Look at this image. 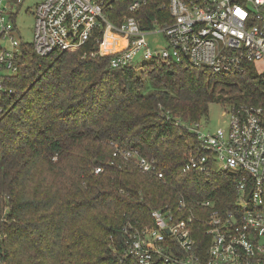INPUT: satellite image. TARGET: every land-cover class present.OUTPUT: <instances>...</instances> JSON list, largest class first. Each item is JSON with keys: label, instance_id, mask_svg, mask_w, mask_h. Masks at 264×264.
<instances>
[{"label": "trees", "instance_id": "obj_1", "mask_svg": "<svg viewBox=\"0 0 264 264\" xmlns=\"http://www.w3.org/2000/svg\"><path fill=\"white\" fill-rule=\"evenodd\" d=\"M133 1L111 0L110 21L120 23ZM167 2L147 0L134 15L151 29L170 19L161 8ZM97 35L83 48L47 56L23 43L19 70L5 81L0 264H138L125 255L126 230L153 225L154 209L199 218L211 210L202 202L221 211L234 206L232 173L183 171L197 142L184 124L207 117L212 103L264 108L254 68L219 76L175 61L114 68L112 55L94 54ZM111 143L155 156L164 179L114 157ZM193 227L202 247L206 225L198 219Z\"/></svg>", "mask_w": 264, "mask_h": 264}, {"label": "built area", "instance_id": "obj_2", "mask_svg": "<svg viewBox=\"0 0 264 264\" xmlns=\"http://www.w3.org/2000/svg\"><path fill=\"white\" fill-rule=\"evenodd\" d=\"M24 0H0V95L5 81L21 65L17 17ZM111 0H44L35 10L32 48L37 55L83 48L94 34L98 51L112 55L114 68L140 67L151 60L175 61L205 67L213 76L243 74L253 67L264 92V0H168L170 19L143 28L134 15L147 0H134L118 24L110 21ZM160 32L167 47L153 49L147 35ZM123 38L125 45L103 51L107 34ZM115 44L113 43V46ZM86 53L83 54V57ZM229 120L209 129L203 120L184 124L196 136L186 154L184 172L192 169L211 175L228 171L235 176L233 208L224 211L214 202L208 217H177L170 208L154 209L153 225L134 227L126 240L125 255L138 264H264V108L257 104H224ZM114 157L137 165L145 173L164 179L155 156L139 148L114 143ZM102 171L97 167L95 173ZM181 207H185L182 202ZM206 225L202 247L194 237V222ZM169 230V232H168ZM1 236V235H0Z\"/></svg>", "mask_w": 264, "mask_h": 264}, {"label": "rangeland", "instance_id": "obj_3", "mask_svg": "<svg viewBox=\"0 0 264 264\" xmlns=\"http://www.w3.org/2000/svg\"><path fill=\"white\" fill-rule=\"evenodd\" d=\"M43 1L44 0H24L22 7L19 10L16 22L17 32L18 36L24 41V43L32 44L33 42L35 28L34 13L37 5ZM147 40L150 46L157 50H162L168 45L165 35L160 32L150 33L147 35ZM201 120H203L211 130L225 126L229 120L228 108L220 103H212L210 105L208 116Z\"/></svg>", "mask_w": 264, "mask_h": 264}, {"label": "bare ground", "instance_id": "obj_4", "mask_svg": "<svg viewBox=\"0 0 264 264\" xmlns=\"http://www.w3.org/2000/svg\"><path fill=\"white\" fill-rule=\"evenodd\" d=\"M113 43L115 44L114 46H113ZM124 45H125V41L123 38H121V39L117 38V37L115 38L110 33H108L106 36V41H105L102 49L105 52V51H109L113 48H120Z\"/></svg>", "mask_w": 264, "mask_h": 264}, {"label": "water", "instance_id": "obj_5", "mask_svg": "<svg viewBox=\"0 0 264 264\" xmlns=\"http://www.w3.org/2000/svg\"><path fill=\"white\" fill-rule=\"evenodd\" d=\"M168 232H169V230H168Z\"/></svg>", "mask_w": 264, "mask_h": 264}]
</instances>
